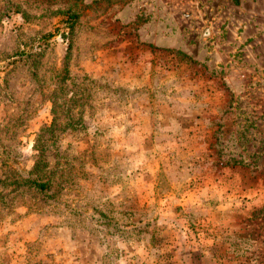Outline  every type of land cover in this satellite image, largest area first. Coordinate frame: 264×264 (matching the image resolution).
<instances>
[{
	"label": "rangeland",
	"instance_id": "rangeland-1",
	"mask_svg": "<svg viewBox=\"0 0 264 264\" xmlns=\"http://www.w3.org/2000/svg\"><path fill=\"white\" fill-rule=\"evenodd\" d=\"M0 264H264V0H0Z\"/></svg>",
	"mask_w": 264,
	"mask_h": 264
},
{
	"label": "trees",
	"instance_id": "trees-1",
	"mask_svg": "<svg viewBox=\"0 0 264 264\" xmlns=\"http://www.w3.org/2000/svg\"><path fill=\"white\" fill-rule=\"evenodd\" d=\"M238 1L239 0H235V2H237L238 3ZM75 17H77V16H75ZM181 56H185L186 57V55L184 54V53H182V52H178ZM35 185H37V186H39L40 188H42V189H45L46 187H47V185L45 184V183H42V182H36V181H34L33 182Z\"/></svg>",
	"mask_w": 264,
	"mask_h": 264
}]
</instances>
